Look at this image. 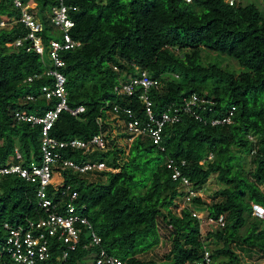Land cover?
I'll return each instance as SVG.
<instances>
[{"label": "trees", "instance_id": "16d2710c", "mask_svg": "<svg viewBox=\"0 0 264 264\" xmlns=\"http://www.w3.org/2000/svg\"><path fill=\"white\" fill-rule=\"evenodd\" d=\"M31 1L36 2V14L43 23L38 33L44 46L42 55L27 39L16 48L6 46L24 37L27 29L19 23L20 12L12 0H0V21L16 20L10 26H0V166L16 162L15 148L24 166L40 163L41 126L16 122L13 112L42 115L58 102L56 97L46 99L41 91L54 84V78L46 74L54 68L47 49L49 39L59 40L60 34L44 12L57 1ZM241 1L230 6L225 0H64L74 8L69 13L75 21L69 35L77 45L59 52L64 65L57 69L66 78L68 106L84 110L76 116L60 111L48 132L50 137L89 140L101 130L98 118L105 119L115 104L141 112L143 102L137 94L114 92V86L126 78L120 77L121 72L135 76L145 70L163 84V92L150 93L155 112L164 103L193 92L215 101L212 112H201L206 119L235 108L229 125H210L184 115L180 122L166 126L164 152L140 138H135L127 151L115 143L106 151L84 156L78 150L64 149V155L77 162H105L97 179L70 169L52 172L49 194L57 199L68 185L76 191V206L85 204L84 214L100 238V245L91 247L89 237L82 233L66 264L92 260L91 253L99 247L125 264H188L200 259L203 242L208 239L219 244L211 248L213 264H242L232 243L264 253V220L251 216V203L264 207L260 189L264 184V12L254 2ZM200 46L228 56L244 70L235 76L217 60L203 65ZM186 49L192 52L181 56L173 52ZM26 96L34 100L25 101ZM248 135L256 138L257 149L251 156L254 168L245 173L232 149L250 154ZM209 153L212 160L201 163ZM167 158L186 160L182 171L195 189L212 176L224 185L215 191L221 200L205 205L198 196L192 199L198 212L225 220L223 227L207 230L203 240L191 206L179 213L172 209L185 190L172 180L165 165ZM40 215L33 184L15 174L0 176V264H16L1 251L7 235L3 223L17 225ZM162 235L170 244L162 259H140L138 256L155 247ZM53 246L59 249L58 244Z\"/></svg>", "mask_w": 264, "mask_h": 264}, {"label": "built area", "instance_id": "2783aa9c", "mask_svg": "<svg viewBox=\"0 0 264 264\" xmlns=\"http://www.w3.org/2000/svg\"><path fill=\"white\" fill-rule=\"evenodd\" d=\"M56 5L48 9L49 20L53 27L59 30L60 39H49L48 56L54 68L46 71V74L54 78L53 87L43 86L41 91L43 97L50 99L56 97L58 102L54 109H49L42 115L29 113L25 110H15L13 117L16 122H27L31 125L41 126L40 138V163L32 162L28 167L23 165V158L17 148L14 149L16 162H7L0 166V176L15 174L26 182L35 186V201L38 210L42 215L25 220L17 225L8 222L3 223L7 235L2 248L4 252L16 264H66L68 253L74 251L80 243L81 234L85 233L89 237V245L98 247L100 238L94 232L88 217L84 214L85 204L76 206L77 192L71 191L70 186H66L60 191L57 199L49 194L48 187L55 168L70 169L80 176L97 179L100 171L105 167L103 161H80L77 162L64 155V149L78 150L82 155H90L96 151H106L115 143L124 142L129 145L135 138L147 139L160 152L165 151L163 144V130L166 126L176 124L182 120L184 115H189L203 123L210 125H229L233 123L235 108L230 107L225 114L220 117L206 119L201 112H212L215 101L195 92L183 96L179 101L164 103L158 112H155L154 102L150 93L152 90L163 92V84L159 80L150 78L145 70H141L135 76H126L121 72V79L114 86V92L120 96H130L137 94L143 102L141 112L134 111L130 107L113 105L107 110L106 118H98L101 127L99 133L93 135L89 140L72 138L69 140H58L48 135L52 123L60 111H66L71 115H78L84 108L78 106L70 108L67 104V91L65 89L66 78L57 68L62 67L64 62L59 57V52L65 49L74 48L77 42L73 41L69 35L70 29L75 21L70 17L73 7L64 4V0H55ZM189 2L190 0H186ZM241 0H225L230 6H236ZM14 8L20 12L19 23L27 29L24 37L7 42L8 47H18L25 39L31 41V48L42 55L44 46L42 38L38 35L43 30V23L36 14V2L31 0H12ZM12 21H0V26H10ZM138 69L137 66H134ZM113 69L118 70L117 67ZM38 77V76H37ZM32 77L27 80H31ZM25 101L34 100L33 96H26ZM106 126V128H104ZM104 128V129H103ZM115 131V135L113 133ZM110 132V133H109ZM109 133V134H108ZM120 136V137H119ZM251 144L250 155H254L257 149V140L254 136L248 135ZM111 141V142H110ZM117 141V142H116ZM213 154L209 153L201 160V163L211 161ZM165 165L171 171L172 180L179 182L185 195L183 202L191 206L192 215L199 221V229L202 240L207 230L223 227L225 220L223 216L213 219L203 212H198L199 206L194 205L192 199L200 197L199 189H195L188 177L183 174V167L186 165L185 159L167 158ZM264 191V184L260 185ZM55 195V193H53ZM196 209V210H195ZM251 216L264 220V207L251 203ZM206 227V228H205ZM58 244L59 249L53 246ZM92 264H125L119 258L110 255L104 248L99 247L91 253ZM188 264H213L212 250L203 242L200 259Z\"/></svg>", "mask_w": 264, "mask_h": 264}, {"label": "rangeland", "instance_id": "374dc122", "mask_svg": "<svg viewBox=\"0 0 264 264\" xmlns=\"http://www.w3.org/2000/svg\"><path fill=\"white\" fill-rule=\"evenodd\" d=\"M254 2L258 8L260 9L261 12H264V0H242L241 4H246ZM36 12V10H35ZM45 15L49 16L48 10H46ZM198 51L200 53V62L203 65H208L211 62H214L215 60L219 61L221 67L228 71L233 73L235 76H238L244 69L238 66L236 61L230 59L226 55H221L217 52L214 51H209L202 46L198 48ZM175 56H181L183 53H191L189 49L183 50V51H178L174 50L173 51ZM110 133V132H109ZM108 133V134H109ZM111 136L115 135V131L113 133H110ZM120 137V136H119ZM111 142V141H110ZM117 142V141H116ZM120 144H123L122 146H118L123 148L125 151H127L128 146L124 144V142H118ZM233 152L239 157V164L243 171L247 173L248 171H251L254 168V164L252 162L251 155L248 152H245L244 150L237 149L233 147ZM153 155V153H151ZM94 179V178H91ZM103 181L105 179H102ZM224 185L220 183L215 176L210 177L207 179L204 183L203 186L199 189L200 198L205 205H209L215 201L221 200V197L216 196L215 191L218 189H221ZM177 207L172 209L176 212L179 213L181 209L188 207L189 204H186L183 202V199L177 200ZM203 214H206V212H203ZM252 220V218L248 219V223ZM248 225V224H247ZM206 228V227H205ZM245 233V227L241 229V234ZM205 237V236H204ZM206 244L210 247L213 248L219 244H216L215 241L208 239V242L206 240ZM170 247L169 241L166 236L162 235V238H160L159 243L150 249L149 251L139 255L138 257L140 259H154V260H161L163 255L168 251ZM233 249L240 255L242 264H264V253L258 252L257 249L255 248H248L247 246H243L238 243H232ZM2 251V249H1ZM83 264H92V261L88 258L85 259Z\"/></svg>", "mask_w": 264, "mask_h": 264}]
</instances>
